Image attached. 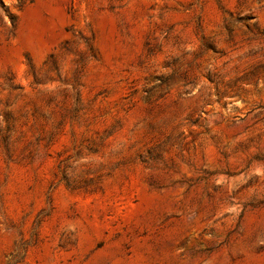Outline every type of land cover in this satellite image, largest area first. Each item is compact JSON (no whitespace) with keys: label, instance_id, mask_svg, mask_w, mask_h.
<instances>
[{"label":"rangeland","instance_id":"1","mask_svg":"<svg viewBox=\"0 0 264 264\" xmlns=\"http://www.w3.org/2000/svg\"><path fill=\"white\" fill-rule=\"evenodd\" d=\"M0 264H264V0H0Z\"/></svg>","mask_w":264,"mask_h":264}]
</instances>
